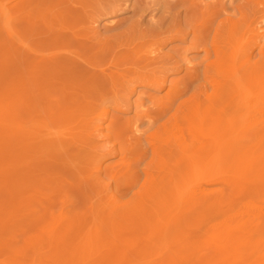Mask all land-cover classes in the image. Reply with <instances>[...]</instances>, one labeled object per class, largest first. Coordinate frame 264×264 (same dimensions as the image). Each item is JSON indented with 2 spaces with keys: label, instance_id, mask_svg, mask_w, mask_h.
I'll use <instances>...</instances> for the list:
<instances>
[{
  "label": "rangeland",
  "instance_id": "374dc122",
  "mask_svg": "<svg viewBox=\"0 0 264 264\" xmlns=\"http://www.w3.org/2000/svg\"><path fill=\"white\" fill-rule=\"evenodd\" d=\"M8 8L9 19H12L10 28L16 38L10 36V28L4 27V14ZM263 18L264 0H0V264H224L223 261L226 264H248V261L249 264L251 261V264H264V200H261L264 199L261 195L264 174L259 170H264V132L256 138L255 134L243 129V133L251 135V140L236 142L235 146V142L232 143V157L221 156L218 160L216 154L207 151L204 154L198 145L207 139L209 144L221 132L227 136L223 134L221 140L226 141L225 137L228 139L231 132L223 127L225 124L218 126L212 117L206 118L198 137L204 134L208 137H197V173L190 178L195 187L190 186L191 190L194 188L196 211L190 207L194 211L182 216L183 221L171 223V228L161 222L154 224L155 220L146 227L142 224L143 219L132 218L125 222L119 214L110 217L108 211V203L113 200L119 213L127 212L124 209L139 198L138 193L149 183L151 174L166 175L173 167L170 155L155 152L154 146L158 142L152 139L153 136L165 133V141L180 134L169 119L176 115L183 101L201 102L204 112L209 111L210 106L218 110L215 105L220 95L219 88L216 89L218 81L215 70L209 66L218 61L216 42L223 44L225 38L233 40L237 35L240 42L238 44V39H234V44L241 52V59L244 58L254 44V29L258 27L257 32L264 31ZM10 48L11 55L5 58ZM252 51L251 62L259 60L258 48L254 47ZM65 55L70 60L61 59ZM53 56L58 59L54 63ZM76 59L78 62L72 63ZM79 66L99 74L105 71L111 83L117 82L111 87L102 86V94L98 87L92 86L89 90L84 87L79 90L76 102L65 98L59 85L57 89L42 87L54 79L70 82L84 78L86 74L78 71ZM109 67H113L114 73H110ZM139 71L149 73L147 76L153 74L151 78L154 79L157 75L163 76V83L157 76L160 83L149 85L137 76H140ZM240 73L247 74L241 70ZM234 78L231 76L227 82L222 79L228 83L223 96L238 98L250 90L257 96L250 106L263 110L264 83L257 88L246 81L243 87L248 90L244 87L242 93H238ZM71 91H66L67 95L70 96ZM174 92L178 94L170 100L172 97L168 95ZM165 96L169 98H166L168 102ZM164 102L169 106L167 113L154 121L155 113L165 106ZM87 103L94 116L99 112L103 116L102 110L109 107V115L122 124L115 125V129L125 128L126 131L113 139L107 127L109 119H106L102 127H98L104 135L92 128L95 131L92 134L98 137L92 136L93 144L84 142L85 121L82 119ZM5 106H9L13 117L9 122ZM74 109L80 111L76 113ZM63 113L67 116L61 121L59 116ZM52 114L54 118L50 116ZM212 124L223 129L215 133ZM206 126L212 129L213 137L209 136L212 132ZM202 129L210 133L206 134ZM50 131L78 132L82 134L81 140L62 147L56 144L57 135ZM167 140L165 145L170 146ZM101 143L106 144L103 146H107L110 153H115L101 160L103 167H109L108 172L102 168L98 173L96 160L108 151L101 150L98 146ZM251 169H257L259 173ZM183 183L177 192L172 189L173 194L168 195L173 198H168L171 204L179 197L184 203L188 194L193 193ZM257 193H261L260 196ZM213 198L215 201L209 205ZM205 199L204 206L198 205L205 203ZM93 202H97L98 208H104L99 219H95L94 212L98 208L93 211ZM245 202L249 207L251 203L256 216L252 208L247 210L249 207ZM183 203L181 201L183 206L187 204ZM235 215L237 218L232 222ZM257 217L262 223L256 220ZM113 219L121 220L122 226H113ZM230 220V225L226 224ZM178 223L182 229L179 236H174ZM240 223L248 226L241 232L240 226V229L235 227ZM53 226L57 233L49 230ZM66 226L69 228H64ZM97 226L104 228L103 235L95 237L93 232L91 237L87 236ZM231 226L236 228L235 233ZM223 228L225 235L221 231ZM60 234L65 236L59 237ZM224 236L239 243L226 240V244L230 241L232 246L230 249L229 244L223 243V249L219 243L222 244L220 237ZM239 237L244 241L237 240ZM225 249L232 252L229 253L232 257L229 258ZM223 254V258L228 257L219 262Z\"/></svg>",
  "mask_w": 264,
  "mask_h": 264
},
{
  "label": "bare ground",
  "instance_id": "6f19581e",
  "mask_svg": "<svg viewBox=\"0 0 264 264\" xmlns=\"http://www.w3.org/2000/svg\"><path fill=\"white\" fill-rule=\"evenodd\" d=\"M23 1H26V0H20V2H23ZM8 10V11H7ZM7 10H5V14H4V27H6V28H10L11 26H12V19L10 20L9 18H10V16H11V12H10V10H9V8L7 9ZM264 19V18H263ZM262 19V20H263ZM236 27V26H235ZM12 28V27H11ZM10 28V29H11ZM258 27H256L255 29H254V31L256 32H254L253 33V39H252V47H250V50H249V52L248 53H246V55H245V57L244 58H242L241 59V52H240V50L238 49V47H237V44H234V39L236 40V39H238L237 38V35L236 36H234L233 37V40H230V38L229 37H227V38H225L226 39V41L224 40V41H222V43L223 44H219V42L217 43L216 42V49H215V51H216V54L218 55V61L217 62H210L211 64H209V66L210 67H212L214 70H215V72H216V80L220 83V84H217L216 83V89L217 88H219V91L217 90V92H219L220 93V95L218 94V96H219V98L218 99H216L215 101L217 102L218 101V103H215V105H216V107L218 108V110L216 109V108H214V109H216V110H214L212 107H214V106H210L209 107V111H205L204 112V110H203V108H202V106L203 105H201L202 103L201 102H196V103H194V102H192V101H183L180 105H179V107H178V110H177V113H176V115L175 116H173V117H171L169 120L170 121H172L173 120V123H171V126L172 127H174V128H176L177 130H175V131H180V132H178V133H180L178 136L176 135L175 137H169L170 139H168V138H166L165 139V141H164V139H163V135L165 134V133H163V134H157V135H155V136H153V140L155 139V140H157V144L158 145H155L154 146V150H155V152L156 153H158L159 155H161V154H164L165 156H167L166 154H168V155H170L173 159H172V161L171 162H173V164L174 165H172L171 167L172 168H170V169H168V171H167V174L166 175H168L169 176V178L168 179H166V175H162V174H159V175H155V174H151L150 176H149V179H148V184H146L145 185V187L144 188H142V190H141V193L139 192L138 193V195H139V198H137L135 201H134V203L133 204H129L128 205V208H125L124 210H126L127 212H121V213H119V207H117L116 205H115V203H113V200L111 201V202H109L108 203V207H109V209H108V211H109V216L110 217H115L116 216V214H119L123 219H124V221L126 222L128 219H131L132 220V218H134V219H139V220H141V219H143L144 221L142 222V224H143V226L145 225V227H146V225H148L149 226V223L150 222H152L151 223V225L153 224V221H154V224H160V222L162 223V224H164V226L167 228H171L170 227V224L171 223H175V222H179V220L181 219L182 221H183V218H182V216H184V215H186V214H188L187 212H190V213H192L191 211H194L195 210V208L193 207V204H194V202L197 204V201H195L194 200V196H195V193H194V184L193 185H191L192 183H193V180H191L190 178L192 177V176H194V173L196 172L197 173V171H196V167H197V164H196V161H197V159H196V155H197V151H196V145L198 144V143H196V140H198L197 139V137H198V133H199V130L201 131V128L203 127V124H205L204 122H205V120H206V118H209V120H210V117H212L211 119L213 120V122L214 123H216V125H217V122H218V126L220 125V123L222 124V125H224L223 127H225L226 128V130H229L231 133H230V136H229V138L227 139L226 137V135H225V132H221V131H219V129L221 130V128H222V126L221 127H218V126H216L215 124H212V128H213V126H214V132L215 133H219V132H221V135L220 134H218V136L216 135L215 137V139H214V141L212 140V141H209V144H210V142H213V143H211L212 145H209L208 144V139L205 141V140H203V141H201L200 139V141H201V143L198 145V147L203 151V153H204V151L206 152L207 151V153L209 152V154H216V155H214L215 156V158L216 159H218V157H221V156H223V157H227V156H230L231 155V157H232V152H233V150H232V146L234 145H236V142H238V143H243V142H245L246 140H251L250 138H249V136H251L250 134H248V135H246L245 133H243V129L244 130H247V131H249V132H251V133H253V134H255V136L254 135H252V137L254 136V137H256V138H260V136L262 135V133L264 132V109L262 110V109H259V107L257 106V107H253V106H250V104L252 105L254 102H252L253 100H257L256 98H257V96H255L254 94H253V92H251L250 93V90H249V92L247 91H244V92H246V93H242L241 91H243V89H247V87L246 86H244L243 87V85L244 84H246L245 82L247 81V83L248 82H250L251 83V85L252 84H254V86H256L257 88H259V85L261 86L263 83H264V42L262 43V39H264V31L262 32V31H260V32H257V30L259 31V28L257 29ZM257 29V30H256ZM12 30V29H11ZM12 33H9L10 34V36L12 37V38H16V35H15V33H14V31L12 30L11 31ZM242 41V40H241ZM239 42H240V39H238V40H236V43H238L239 44ZM254 47L255 48H258V54L260 55V58H259V60H257V61H254V62H251V56H253V54H254V51H252V49H254ZM9 51H6V53L7 54H5V58H9L10 57V53H11V48L10 49H8ZM206 50L209 52V48H206ZM136 54H139V52H136ZM62 57H63V59H68V60H70V57H66V55L65 56H61V59H62ZM65 57V58H64ZM76 57V56H75ZM44 58V57H43ZM53 58L54 59H52L53 60V63H54V61L56 62L58 59H57V57L55 56H53ZM56 58V59H55ZM77 58V57H76ZM50 59V60H51ZM36 60V59H35ZM60 60V59H59ZM71 60H72V58H71ZM189 60V59H188ZM220 60V61H219ZM32 61H33V58H32ZM216 61V60H215ZM52 62V61H51ZM70 62H72V61H70ZM75 62H78L77 61V59H76V61H74V62H72V63H75ZM35 63H36V61H35ZM191 63V62H190ZM76 64V63H75ZM93 65V64H92ZM82 66H84V65H82ZM98 67V66H97ZM80 68V69H79ZM79 68L77 67V69H78V71H81V72H83V74H86V75H84L83 77L84 78H81V79H74V81H70V82H58V80H52V81H49L48 83H46L45 85H43L42 87L44 88V89H46V88H48V87H50V88H56L57 89V85H59L60 86V88L62 89V92H63V96L65 97V98H72V101L73 102H76V101H78V98L77 97H79L80 96V94H79V90H81L82 88L84 89V87H86V89H88L89 90V88L90 87H98L99 88V91H100V93L102 94L103 93V90H102V86H104L105 87V85L108 87V86H110V85H112L113 83L114 84H116L115 82H117V81H115V82H113V83H111V78H109V76L108 75H106L105 74V71H103V73H101V74H99L98 72L96 73H94V71L92 72L90 69L89 70H87V69H85L84 67L82 68V67H80L79 66ZM99 68V67H98ZM111 68H113V67H109L108 69L110 70V73H114V71L112 72L111 71ZM108 69H106V70H108ZM93 70V69H92ZM105 70V69H104ZM211 70V69H210ZM213 70V71H214ZM240 70H241V72L242 73H247L246 75H242L241 73H240ZM135 71H137V68H135ZM212 71V70H211ZM77 72V71H76ZM107 73H109V71L107 72ZM109 73V74H110ZM137 73H138V71H137ZM139 73H140V76H139V74L137 75L138 77H141V78H143L144 80L143 81H148V84L149 85H156V84H158V82L160 81H162L161 83H163V80L164 79H162L163 78V76H161V77H159L158 75V77L160 78V79H162V80H159V81H157L156 79H157V76H156V79H154L153 77L151 78V76L153 75L152 73H150V75L151 76H147L148 74L147 73H142V72H140L139 71ZM237 73V74H236ZM141 74H144V75H146V78H144V75H143V77L141 76ZM238 74H240V75H238ZM111 75V77H112V74H110ZM117 75V74H116ZM156 75V74H155ZM114 76V75H113ZM214 76V75H213ZM231 76H234L235 78V81L238 83V86H237V89H236V91L238 92V93H242L241 95H240V97L238 96V98L236 97V98H233L231 95V97L230 98H225V96H223V94H225L226 93V90H227V87H228V83H224L223 82V80L222 79H226V81L225 82H227L228 80H229V78L231 77ZM118 77V76H117ZM211 77V76H210ZM248 77L250 78V79H248ZM125 78V77H124ZM137 78V77H136ZM213 78V77H212ZM113 79L115 80V78L113 77ZM138 79V78H137ZM214 79V78H213ZM127 80V79H126ZM136 80V79H135ZM113 81V80H112ZM131 81H133V83H134V80H130V82ZM141 81H142V79H141ZM211 81H212V79H211ZM42 82V81H41ZM127 82V81H126ZM138 82V81H137ZM139 82H140V80H139ZM159 82V83H160ZM168 82V81H167ZM223 82V83H222ZM40 83V82H39ZM43 83V82H42ZM129 83V82H128ZM136 83V82H135ZM151 83V84H150ZM215 83V82H214ZM41 84V83H40ZM39 84V85H40ZM113 84V85H114ZM38 85V84H37ZM39 87V86H38ZM103 87V88H104ZM111 87V86H110ZM113 87H115V86H113ZM112 89V88H111ZM68 90H72L71 91V93H69L70 94V96L69 95H67L68 93L66 92V91H68ZM113 90H114V88H113ZM116 90V89H115ZM248 90V89H247ZM23 91V90H22ZM42 91V90H41ZM59 92V91H58ZM256 92V91H255ZM44 93V95H46V91H44L43 92ZM60 93H61V91H60ZM20 94H23V92H21ZM41 94H42V92H41ZM55 94H58V93H55ZM169 94V93H168ZM177 94H178V92H174V93H170V95H168V96H171L172 98H170V100H172V99H174V98H176V96H177ZM53 95V94H52ZM52 95H51V97H52ZM61 95H62V93H61ZM256 95H257V93H256ZM259 95H261V94H259ZM63 96H62V99H63ZM76 96V97H75ZM50 97V96H49ZM261 97V96H260ZM259 97V98H260ZM166 98H168V97H166L165 96V99ZM61 99V98H60ZM68 99H66V101L65 102H67V100ZM74 99H76L75 101H74ZM169 99V98H168ZM211 97H210V101H211ZM252 99V100H251ZM261 99V98H260ZM118 100V99H117ZM259 100V99H258ZM166 101H167V99H166ZM165 101V102H166ZM52 102V101H51ZM58 102V101H57ZM61 102V101H60ZM62 102H63V100H62ZM163 103L165 106L163 107L162 106V108H160V111L158 110V114H156L155 113V117H156V119L154 118V117H152V118H154L153 120L155 121V120H158L159 119V117H163L166 113H167V111H168V108H169V106H166L167 104L166 103ZM168 102V101H167ZM250 103V104H249ZM57 104V103H56ZM162 104V105H163ZM61 105H62V103H61ZM262 105V104H261ZM8 107L9 106H5V108H4V112L6 113V114H9V117L8 116H6V119H8V121L7 122H9V121H11L12 119H13V117L10 115L11 113L9 112V110H8ZM86 109H84V111H83V114H84V119H82V121L84 122L85 121V123H84V132L81 134V133H78V132H68V131H50L49 133H53V134H56L57 135V139H56V144H59V145H61L62 147H64V146H66V145H68V144H71V143H76L78 140H81L80 139V137H81V135L82 136H85V139H84V142H86V143H89V144H93L94 143V141H93V139H92V136H97L98 137V135L97 134H95V135H93L92 134V132H94L95 133V131H92L93 129L94 130H96L97 132H101V129H99L98 127H102V125H103V123L104 122H106V121H104V120H106L107 119V121H108V119H109V126H107L108 127V131H110V133H111V137L113 138H116L117 137V135H119V134H122L123 132H125L126 131V129L125 128H120V129H118V130H116L115 129V125H119V126H121L120 125V123L117 121V118H113V115H109V111H110V109H109V107H104V110H102V113H103V116H100V114H101V112H99V113H97V115L96 116H94V111H92V107L90 106V104L89 103H87L86 104ZM253 107V108H252ZM261 107V106H260ZM257 108V109H256ZM262 108H264L263 107V105H262ZM80 110H78V109H74V112H76V113H78ZM218 111V112H217ZM68 112H70V110L68 111ZM215 112H217L216 114L217 115H215L214 113ZM56 113V112H55ZM75 113V114H76ZM111 113V112H110ZM64 114V113H63ZM61 115V116H59V120L60 119H62V118H66V114H64V115ZM75 114H73V115H75ZM93 115V116H92ZM214 115L216 116V121H214ZM52 118H54V114H52V115H50ZM71 116V115H70ZM104 117H105V119H104ZM150 117V119H152ZM56 118H57V116H56ZM68 118V117H67ZM64 119H62L61 121H63ZM94 119H96V120H94ZM208 120V121H209ZM211 120V121H212ZM60 121V122H61ZM169 121V122H170ZM8 123H6V125H7ZM91 124H93V125H91ZM18 126H20V124H17ZM211 125V123L209 122L208 123V126H210ZM105 126V127H106ZM208 126H206V127H208ZM215 126H216V128H215ZM178 127V128H177ZM93 128V129H92ZM209 128L210 127H208V129L207 128H205V129H207V130H209ZM204 129V128H203ZM203 129H202V131H203ZM223 129V128H222ZM100 130V131H99ZM167 129H165V131H166ZM212 130V129H211ZM211 130H209L210 132H212ZM205 131V130H204ZM203 131V132H204ZM202 132V133H203ZM210 132H208V131H205L204 133H206V134H209ZM102 133V132H101ZM101 133H100V135H99V137L101 136ZM177 132H175V134H176ZM203 133V134H204ZM99 134V133H98ZM103 134V133H102ZM211 134V135H210ZM209 134V136L211 137L214 133L212 132V133H210ZM223 134H224V136H226L225 137V140L226 141H222L223 139ZM104 135V134H103ZM108 135V134H107ZM95 136V137H96ZM106 136V135H105ZM203 135H201V137H202ZM204 136L205 137H208V136H206L205 134H204ZM203 136V137H204ZM201 137H198V138H201ZM213 137V136H212ZM113 138V139H114ZM165 138V137H164ZM255 138V139H256ZM108 140H109V138H107ZM169 140V143H171L170 144V146L168 145L167 146V144L165 145V142H166V140ZM210 139H212V138H210ZM222 139V140H221ZM253 139V138H252ZM112 140V139H111ZM167 140V141H168ZM205 141V142H204ZM207 142V143H206ZM235 142V143H234ZM95 143H96V141H95ZM203 143H206V144H204L203 145ZM232 143H234L233 145H231ZM102 144V143H101ZM106 145V144H102V145H98L100 148H101V150H104V148L105 149H108V148H106V147H104V146ZM200 145H202V146H204V147H202V148H204V149H202L201 147H200ZM205 145L207 146L208 145V148L206 147V149H205ZM237 145H239L240 147H241V144H237ZM114 146V145H113ZM167 146V147H166ZM209 146H212L210 149H209ZM112 147V146H111ZM99 148V149H100ZM113 148V147H112ZM115 148V147H114ZM111 149V148H110ZM208 150H210V151H208ZM115 151H117L116 149H115ZM201 151V152H202ZM234 151H235V149H234ZM241 151V150H240ZM110 152H112V151H110L109 149H108V151L104 154V155H102L101 156V158L100 159H98V160H96V166H95V169H96V172H100V170L102 169V168H104V170L106 171V172H108V168L109 167H103V165H102V163H101V160L104 158V157H106L107 155H111V154H114V153H110ZM240 153V152H239ZM205 154V153H204ZM202 155V154H201ZM99 156V155H98ZM198 156H199V154H198ZM205 156V155H204ZM212 156V155H211ZM200 157V156H199ZM207 157V156H206ZM121 159H123V157H120ZM212 158V157H211ZM230 158V157H229ZM199 159V158H198ZM219 160V159H218ZM207 163V162H206ZM201 166V165H200ZM201 168V167H200ZM211 169V168H210ZM208 170H209V168H208ZM259 170H261L262 171V174H264V170L261 168H259ZM250 171H256V173H259V171L257 170V169H251ZM258 171V172H257ZM260 171V172H261ZM203 172V171H202ZM202 172H201V174H202ZM208 172V171H207ZM206 172V173H207ZM101 173V172H100ZM203 174H205V173H203ZM164 177H165V179H164ZM186 180H187V182H186ZM192 182H191V181ZM183 182H185L187 185H185V187H188V190L191 188L190 186H192V187H194L193 188V190H191V191H193V193L192 192H188L189 194V196H188V198L186 199V202L184 201V203L186 204H184L183 203V200L179 197V199H175V201L171 204L169 201H168V198H169V196H171V193H172V189H176L175 191L177 192L179 189H178V187L179 186H181L182 185V183ZM184 184V183H183ZM169 185H170V187H169ZM178 189V190H177ZM183 189V188H182ZM187 190V191H188ZM146 192V193H145ZM262 193V192H261ZM261 193H257L259 196H260V194ZM173 194V193H172ZM176 194V193H175ZM179 194V193H178ZM178 194H177V196H178ZM183 194V193H182ZM186 194H187V192H186ZM263 194H264V192H263ZM263 194H261L262 195V197L264 196ZM169 195V196H168ZM181 195V194H180ZM176 196V195H175ZM174 196V197H175ZM176 196V197H177ZM175 197V198H176ZM185 198V197H184ZM209 197H207V201H209V199H208ZM212 198V197H211ZM210 198V199H211ZM169 199H172L173 200V198H169ZM180 199H181V201H182V203L185 205V206H183L182 204H181V201H180ZM196 199V198H195ZM257 199V198H256ZM255 199V201H257ZM152 201L151 202V204H145V202L146 201ZM194 200V201H193ZM197 200V199H196ZM217 200V199H216ZM261 200H264V199H261ZM205 201V203H198V205H202V206H204L205 204H206V199L204 200ZM213 201H215V198H213L212 200H210V202H208V204L210 203H213ZM252 201H254V199L252 200ZM203 202V201H202ZM246 202H248V201H246ZM245 202V203H246ZM258 202V201H257ZM256 202V203H257ZM97 203V202H96ZM96 203L95 202H93L92 203V209H93V211L96 209V208H98V206L99 205H97L96 206ZM117 203V202H116ZM245 203L243 204V206L245 205ZM261 203H262V201H261ZM100 204V203H99ZM195 204V205H196ZM207 204V205H208ZM209 204V205H210ZM217 204V203H216ZM247 204V206L249 207V203H246ZM171 205V206H170ZM258 205H260V204H258ZM193 207V209H191V208ZM197 207V206H196ZM245 207H246V205H245ZM247 207V208H248ZM253 206H251V203H250V207H249V209H247V210H249L250 211V209L252 208ZM255 207V206H254ZM200 208H202V207H200ZM240 208H242V207H240ZM240 208H239V210H240ZM244 208V207H243ZM260 208H261V210L263 209L261 206H260ZM104 210V208H98V209H96V213L94 212V215H95V219H99V218H101L103 215V210ZM255 209V208H254ZM99 210V211H98ZM153 212H155V213H152V211ZM191 210V211H190ZM252 210V212H253V214H254V212L255 211H253V208L251 209ZM255 210H257V209H255ZM264 210V209H263ZM92 211V210H91ZM196 211V210H195ZM245 212H247V211H245ZM252 212L250 213V214H248V216L250 217L251 216V214H252ZM258 212V211H257ZM114 213H116L115 214V216L113 215ZM244 213V212H243ZM259 213V212H258ZM92 214H93V212H92ZM119 215L117 216V217H119ZM153 215H154V217H153ZM229 215V214H228ZM241 215V214H240ZM255 215V214H254ZM239 216V215H238ZM242 216V215H241ZM244 216H246V215H244ZM256 216V215H255ZM257 216H260V215H257ZM234 217V216H233ZM240 217V216H239ZM247 217V216H246ZM260 217H262V216H260ZM260 217H257L256 218V220H260V222H261V219H260ZM236 215H235V218H234V220L232 221V220H230V221H228V222H226V224H229L231 221L232 222H234L235 220H236ZM255 218V217H254ZM111 219V218H110ZM116 220H118V219H113V221L111 222L112 223V225L113 226H122V223L120 222V221H116ZM239 221V220H238ZM263 221V220H262ZM124 222V223H125ZM244 222L245 221H243V224H244ZM250 222H251V220H250ZM253 222H255L254 220H253ZM257 222V221H256ZM75 222H73V224H74ZM136 224H138L137 222H135ZM140 223V222H139ZM237 223V222H236ZM262 223V222H261ZM260 223V224H261ZM225 224V223H224ZM224 225L225 226V228H226V226L227 225ZM250 224H252V222L250 223ZM250 224H249V226H250ZM259 224V223H258ZM264 224V223H263ZM150 225V226H151ZM220 225V224H219ZM230 225V224H229ZM229 225H228V227H229ZM231 225H233V224H231ZM235 225V224H234ZM253 225V224H252ZM251 225V229H253L252 226ZM255 225V224H254ZM174 225H172V227H173ZM241 227V229H240V227ZM247 226V225H246ZM246 226H242V224L240 223V224H237L235 227H237V228H239L240 229V232L243 230L244 231V229H243V227H245L246 228ZM221 227V226H220ZM235 227H233V228H235ZM248 227V226H247ZM261 227V226H260ZM259 227V228H260ZM57 228V227H56ZM64 228H69V226H66V227H64ZM124 228V227H123ZM225 228H223V229H221V231H222V234H224L225 232H226V230H224ZM258 228V229H259ZM103 229L104 228H100V226H97L95 229H93L92 230V232L91 231H89L90 233L89 234H87V236H89V237H91V235H92V233L93 232H95V237H100V236H102L103 235ZM182 229V227H181V223H178L176 226H175V233H174V236H179V233H180V230ZM251 229H245V230H247V232H248V230H251ZM257 229V230H258ZM52 233H57L56 232V230H55V227L53 226V227H51L50 229H49ZM225 232H224V231ZM235 230H236V228L235 229H232V226H231V231L233 232V233H235ZM256 230V231H257ZM264 230V229H263ZM217 231V230H216ZM237 231H238V229H237ZM236 231V233H238ZM254 231V230H253ZM179 232V233H178ZM224 232V233H223ZM228 232V231H227ZM251 232H252V230H251ZM68 233V232H67ZM220 233V232H219ZM218 233V234H219ZM229 233V232H228ZM231 234V233H229L231 236H234V234ZM246 233V232H245ZM245 233H243L242 235H244ZM249 233V232H248ZM254 233V232H253ZM65 235H66V232L64 233ZM229 234H226V235H228V237H230V235ZM64 235V236H65ZM220 235V234H219ZM225 235V234H224ZM246 236H248L247 234H245ZM244 235V236H245ZM64 236H62L61 234L59 235V237H64ZM235 236H237V235H235ZM240 236V235H239ZM228 237H226L225 238V236H224V238L223 237H220V239L222 238V244L221 243H219L220 245H221V247H223V249L225 248V245L223 244V243H225L226 244V240H230L231 242H233V243H239V242H235V240H233V238H232V240L230 239V238H228ZM249 237V236H248ZM242 238H244L243 236H242ZM246 238V237H245ZM249 238H251V235H250V237ZM215 239H217V238H215ZM220 239H219V241H220ZM253 239V238H252ZM237 240H240V237L237 239ZM248 240V239H247ZM225 241V242H224ZM229 241V242H230ZM242 241H244V240H242ZM241 240H240V242H242ZM218 242V241H217ZM229 242H227V244H226V246H229V248L232 246L231 244V242L229 243ZM247 242V241H246ZM215 243H216V240H215ZM229 244V245H228ZM235 244V245H236ZM223 245V246H222ZM247 245V244H246ZM242 246H244V244L242 245ZM241 246V247H242ZM219 247V246H218ZM247 247V246H246ZM228 248V247H227ZM228 248V249H229ZM235 248V247H234ZM234 248H232V249H234ZM243 248V247H242ZM244 248H245V246H244ZM222 249V248H221ZM231 249V248H230ZM248 248H246V250H247ZM225 250H227V249H225ZM225 250L223 251V253L225 252ZM239 250V249H238ZM227 252H228V250H227ZM256 252V251H255ZM230 251L228 252V256H229V258H230V256L232 257V255H230V254H232V252L230 253ZM245 253H247V252H245ZM224 254H226V253H224ZM224 254L221 256V258H220V260L221 261H219V262H222L224 259H226V257H228V256H226L225 258H223V256H224ZM235 254V253H234ZM227 255V254H226ZM247 255V257L248 258H250L249 256H251L250 255V253H248V254H246ZM234 256V255H233ZM243 256H244V254H243ZM242 256V257H243ZM212 257V256H211ZM235 257V256H234ZM245 257V256H244ZM222 258H223V260H222ZM235 259V258H234ZM256 259V258H255ZM216 260V259H215ZM244 260V259H243ZM252 260V259H251ZM253 260H254V257H253ZM227 261H229V260H227ZM248 261V260H247ZM247 261H245V262H247ZM225 262V263H224ZM244 262V263H245ZM252 262V261H251ZM251 262H250V264H251ZM222 263H224V264H226V261H223ZM229 264V263H228ZM248 264H249V261H248ZM254 264H256V262H254Z\"/></svg>",
  "mask_w": 264,
  "mask_h": 264
}]
</instances>
